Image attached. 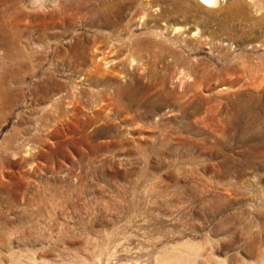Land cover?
I'll return each instance as SVG.
<instances>
[{
	"label": "rangeland",
	"instance_id": "rangeland-1",
	"mask_svg": "<svg viewBox=\"0 0 264 264\" xmlns=\"http://www.w3.org/2000/svg\"><path fill=\"white\" fill-rule=\"evenodd\" d=\"M2 24L0 264H264V0Z\"/></svg>",
	"mask_w": 264,
	"mask_h": 264
},
{
	"label": "bare ground",
	"instance_id": "bare-ground-1",
	"mask_svg": "<svg viewBox=\"0 0 264 264\" xmlns=\"http://www.w3.org/2000/svg\"><path fill=\"white\" fill-rule=\"evenodd\" d=\"M51 0H25L27 4H33L35 9H44ZM205 6H218L222 4L224 0H199ZM29 6V5H28ZM31 6V5H30ZM34 8V7H33ZM6 26L0 25V32L4 35L6 32Z\"/></svg>",
	"mask_w": 264,
	"mask_h": 264
}]
</instances>
